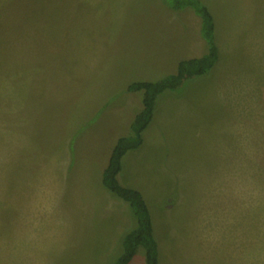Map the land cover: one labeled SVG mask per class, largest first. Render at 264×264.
I'll use <instances>...</instances> for the list:
<instances>
[{
	"label": "rangeland",
	"instance_id": "obj_1",
	"mask_svg": "<svg viewBox=\"0 0 264 264\" xmlns=\"http://www.w3.org/2000/svg\"><path fill=\"white\" fill-rule=\"evenodd\" d=\"M200 1L216 67L158 98L118 179L144 197L158 264H264V0ZM164 2L0 0V264L122 253L135 221L101 177L142 107L127 85L172 73L162 45L200 30Z\"/></svg>",
	"mask_w": 264,
	"mask_h": 264
},
{
	"label": "trees",
	"instance_id": "obj_2",
	"mask_svg": "<svg viewBox=\"0 0 264 264\" xmlns=\"http://www.w3.org/2000/svg\"><path fill=\"white\" fill-rule=\"evenodd\" d=\"M169 3L175 10L189 8L195 12L200 20V33L206 48L200 56L179 60L174 72L158 80L136 81L127 86V90L142 91V107L130 121V132L116 139L101 177L103 185L111 193L128 203L135 221V226L124 235L122 253L118 256L115 264H128L138 246L143 247L145 251L146 264H158V246L153 235L152 219L144 197L139 190L123 186L119 182L118 174L121 171L122 158L128 151L137 149L143 143L142 132L148 127L154 116L158 98L166 91H179L191 80L205 75L218 59L215 25L208 7L200 0H170Z\"/></svg>",
	"mask_w": 264,
	"mask_h": 264
},
{
	"label": "crops",
	"instance_id": "obj_3",
	"mask_svg": "<svg viewBox=\"0 0 264 264\" xmlns=\"http://www.w3.org/2000/svg\"><path fill=\"white\" fill-rule=\"evenodd\" d=\"M163 5L165 7L164 10H166V12H167L166 16L170 15L168 11H171V13L180 11V10H175L170 5H167V3H165ZM186 9H189V8H186ZM182 14H184V15H181V16L184 17L188 21L189 24L198 22L197 21L198 19H197L195 13H193V11L188 10V12H185ZM172 32H173L172 29H164L163 33L171 35ZM202 43H204V39L201 36L199 29H187L185 38H181L179 41H177V39H176V40L172 41L171 43H169V44H174L173 52L167 51V48L165 49V45H162L163 47L161 50H165V52L167 53L166 57L162 60V64L167 65V67H170L169 71L174 72L176 69V65H177L179 60H181L183 58H191V57L200 56L203 53ZM162 44H164V43H162ZM217 61H218V59H217ZM216 64H217V62H216ZM216 64H214V66L212 67V69H213V70L211 69L212 72L214 71ZM156 80H158V79H156ZM141 81H154V80H141ZM172 99H173L172 97L165 95L164 97H162L160 99V106L163 108V106L169 104V102H171ZM106 161H108V159ZM106 164H107V162H105V165ZM103 168H102V170H103ZM122 168L123 167H121V171H122ZM153 235H154V230H153ZM138 247H141V246H138ZM144 253H145V251H144Z\"/></svg>",
	"mask_w": 264,
	"mask_h": 264
}]
</instances>
